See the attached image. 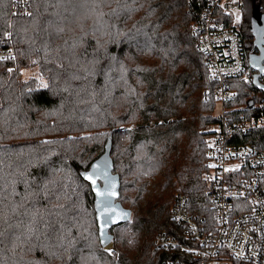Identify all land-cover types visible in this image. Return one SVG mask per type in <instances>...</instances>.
Segmentation results:
<instances>
[{
    "label": "trees",
    "instance_id": "trees-1",
    "mask_svg": "<svg viewBox=\"0 0 264 264\" xmlns=\"http://www.w3.org/2000/svg\"><path fill=\"white\" fill-rule=\"evenodd\" d=\"M207 1L28 0V13L13 14L12 0H0V34L15 50L0 61V264H81L87 254L107 264L191 257L179 246H157L155 236L184 242L170 215L176 199L212 219L204 129L216 118L203 91L214 82L191 34ZM254 15L264 27V0H242L248 54L256 51ZM29 67L36 75L24 78ZM235 83L236 96L264 98L251 81ZM241 141L264 149V129ZM106 147L117 200L132 210L131 230L145 236L131 263L97 238L96 196L85 175Z\"/></svg>",
    "mask_w": 264,
    "mask_h": 264
},
{
    "label": "built area",
    "instance_id": "built-area-1",
    "mask_svg": "<svg viewBox=\"0 0 264 264\" xmlns=\"http://www.w3.org/2000/svg\"><path fill=\"white\" fill-rule=\"evenodd\" d=\"M28 9V0H12L13 14L28 13ZM241 9L242 0H208L191 23L196 47L205 54L214 82L203 94L222 105L216 120L204 129L212 219L191 215L185 201L176 199L170 215L183 228L184 242L161 232L155 236V244L179 246L191 257L162 264H230L232 260L264 264V149L241 141L251 129H264V103L246 109L224 107L236 95L231 80L250 76L249 54L239 31ZM14 56L10 35L0 34V61Z\"/></svg>",
    "mask_w": 264,
    "mask_h": 264
},
{
    "label": "water",
    "instance_id": "water-1",
    "mask_svg": "<svg viewBox=\"0 0 264 264\" xmlns=\"http://www.w3.org/2000/svg\"><path fill=\"white\" fill-rule=\"evenodd\" d=\"M253 46L256 52L249 54L248 63L254 70L252 84L264 93V83L260 78L264 75V27L259 23V16H253L252 22ZM251 100L248 101L250 105ZM86 177H92L95 184L91 182L95 199V219L97 224V234L100 246L108 244L113 238L109 233V228L127 222L131 219L132 211L124 207L118 199V178L112 173V161L108 154V147L104 153L96 159L90 169L86 172ZM100 181V182H99ZM102 183V184H101ZM101 184V186H100Z\"/></svg>",
    "mask_w": 264,
    "mask_h": 264
},
{
    "label": "rangeland",
    "instance_id": "rangeland-1",
    "mask_svg": "<svg viewBox=\"0 0 264 264\" xmlns=\"http://www.w3.org/2000/svg\"><path fill=\"white\" fill-rule=\"evenodd\" d=\"M241 11H242V9H241ZM79 17L80 16H78V18ZM238 17H240L239 20L241 23V13L240 12L238 13ZM249 73H250V76L247 80L252 81L251 70L249 71ZM29 75H36V68L35 67H29V68H26L22 71V76L24 78L28 77ZM237 79L246 81L242 77H235L231 80V81H233L234 88L236 89V95H237V87L235 85L236 84L235 82ZM260 81H261V78H260ZM236 95L232 101L224 104V107H226V108L235 107V108L246 109L247 106L249 105L248 101L251 99V97H248L245 99L242 97L240 98L239 95L238 96H236ZM256 100H260V102L264 103V98L256 99ZM256 100H251L252 101L251 104H256L259 102ZM213 101H214V99H213ZM221 109H222L221 102L220 101H218V102L214 101V107L212 110V115L215 116L216 114H218L221 111ZM132 126H134V124H130L128 127L131 128ZM204 138L206 140L205 135H204ZM101 184H100V186H101ZM148 193L149 192H147V193L145 192L141 196V202H143V200L148 195ZM122 205L126 208H129L128 207L129 205L125 201L122 203ZM131 220H132V215H131V219L129 221L120 224V226H117V227L111 226L112 228L110 227L108 231L112 235L113 238L111 239V241L108 244L103 246L104 248H106V252L109 255H111V254L113 255L115 253V248L120 249L126 255V257H128L130 263L132 262V260H134L138 250L142 246L143 241L145 239V236H143L141 233H140V235H138L131 230V228H130L131 227V225H130ZM97 238H98V234H97ZM81 264H107V262L102 256L99 257L97 255L87 254V255H84L83 259L81 260Z\"/></svg>",
    "mask_w": 264,
    "mask_h": 264
},
{
    "label": "snow or ice",
    "instance_id": "snow-or-ice-1",
    "mask_svg": "<svg viewBox=\"0 0 264 264\" xmlns=\"http://www.w3.org/2000/svg\"><path fill=\"white\" fill-rule=\"evenodd\" d=\"M87 179H89L93 184H95V181L92 180V177H86Z\"/></svg>",
    "mask_w": 264,
    "mask_h": 264
},
{
    "label": "flooded vegetation",
    "instance_id": "flooded-vegetation-1",
    "mask_svg": "<svg viewBox=\"0 0 264 264\" xmlns=\"http://www.w3.org/2000/svg\"><path fill=\"white\" fill-rule=\"evenodd\" d=\"M255 49H256V48H255ZM256 51H257V50H256ZM256 51H255V52H256Z\"/></svg>",
    "mask_w": 264,
    "mask_h": 264
}]
</instances>
